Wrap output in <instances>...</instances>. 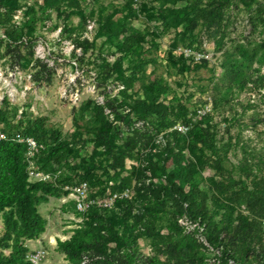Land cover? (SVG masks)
Segmentation results:
<instances>
[{
  "label": "rangeland",
  "instance_id": "1",
  "mask_svg": "<svg viewBox=\"0 0 264 264\" xmlns=\"http://www.w3.org/2000/svg\"><path fill=\"white\" fill-rule=\"evenodd\" d=\"M200 1L216 3L220 18L198 20L182 32V25H166L156 0H0V128L23 134L34 123L42 144L56 130L71 149L51 168L62 193L37 207L44 234L22 240L28 252L44 251L38 264H69L55 240L74 228L83 230L96 264L113 256L112 264H229L221 238L238 214L256 219L264 234V183L252 191L238 149L227 151L221 174L216 165L195 169L198 217L166 196L161 171L173 163L168 149L181 146L187 153L192 142L184 134L194 126L207 129L212 151H222L228 135L238 133L246 149L264 155L263 125L251 128L248 120L252 107L262 114L263 90L249 83L230 90L223 70L244 51L253 59L242 69L264 72V0ZM114 22L117 31L108 34ZM130 30L137 41L126 48ZM213 97H220L216 106ZM96 119L111 134H98ZM82 180L95 200L116 197L76 213L73 196L63 192ZM176 184L189 188L181 179Z\"/></svg>",
  "mask_w": 264,
  "mask_h": 264
},
{
  "label": "trees",
  "instance_id": "2",
  "mask_svg": "<svg viewBox=\"0 0 264 264\" xmlns=\"http://www.w3.org/2000/svg\"><path fill=\"white\" fill-rule=\"evenodd\" d=\"M156 1L162 3L161 7H159L160 13L162 8L165 9L166 15L163 18L166 16V25L168 27L171 25L175 27L182 25V32L193 29L198 20L203 19L210 24L217 21L221 16L220 7L214 2L202 3L200 0ZM41 2L45 5H52L57 0H41ZM118 26L119 24L114 22L110 28L106 27V30H110L108 34L116 32ZM134 33L131 30L126 33V37H124L126 48H132V44L137 41L134 38L136 36ZM241 54L242 60L239 63L237 61L230 63L223 69L229 81L227 88L242 91L249 83L253 89L263 90L260 95V102L264 105V72L260 73L259 68H256L252 69L253 75L246 73L241 65L250 66L253 55H247L244 51ZM219 100L220 97H213L211 104L216 106ZM151 108L150 110H153ZM243 110L242 108L240 112L243 113ZM233 111L236 112V109ZM259 112L252 107L248 120L251 128L262 124L263 131L261 134L264 135V110L262 114H259ZM97 114L94 115V118H96ZM237 116L240 115L238 114ZM95 121V131L98 134L101 132L111 134V130L105 123L99 119ZM38 131L39 126L34 123H28L26 131L21 135L29 136L41 143L36 138ZM207 135V129L200 126H194L188 132H185L184 136L192 142L188 152H184L181 146H174L168 149L169 159L173 162L172 164L179 167L180 171L176 172L172 167L170 168L171 163L166 166V171H161V174L166 179V196L173 198L180 208L182 203H185V210L189 212L192 219L201 214L196 200L198 190L195 185L196 181L193 178L195 169H203L204 167L215 168L216 165L219 170L218 174H221L219 163L226 157V153L230 148L238 149L242 153L240 169L243 177L248 179L252 191L263 189L264 155H255L253 147L246 149L238 133L234 136L228 135L225 148L222 151H212L208 148L209 140ZM42 145L43 148L35 156V162L41 170L52 171V165L65 161L71 152L70 145L66 141L61 140V134L56 130L49 132L48 141L45 145ZM197 145L199 147H196ZM191 149L193 150L191 151ZM203 149H207V153L201 155L200 151ZM194 150L198 152L194 154ZM24 153L25 146L13 140L11 134L8 135L7 139L0 141V249L9 248V252L6 255L0 253V264H28L24 259L27 248L23 245L22 240L36 239L44 231L46 223L45 219L39 214L37 207L40 203L46 202L48 196L59 197L62 193L52 183L29 181L27 179V161ZM39 157L40 160L38 161ZM168 157H166L167 162L169 160ZM177 179L185 181L186 186L189 187L187 191L177 186ZM63 193L66 194L67 191ZM253 206L254 203L250 205V207ZM75 212L78 213L76 210ZM85 212H89V209ZM225 232L227 233H224L221 239L223 248L225 250L228 249L232 255V261L230 260L229 264H264V234L261 232L256 219L238 214ZM83 235L84 232L80 228L72 229L71 234L66 239L55 240V250L61 252L63 258L69 264L99 263V261H95L96 259L91 258L89 245L84 240ZM94 252L96 253L95 256L99 255L98 251ZM82 256H85L86 259H81ZM115 261L116 258L113 256L111 259L101 261V263L112 264ZM188 264L206 263H203L201 259H192ZM211 264H227V262L217 259Z\"/></svg>",
  "mask_w": 264,
  "mask_h": 264
},
{
  "label": "built area",
  "instance_id": "3",
  "mask_svg": "<svg viewBox=\"0 0 264 264\" xmlns=\"http://www.w3.org/2000/svg\"><path fill=\"white\" fill-rule=\"evenodd\" d=\"M8 133H6L2 128H0V141L5 140L8 138ZM11 138L17 142L22 143L25 146V159L27 161V179L29 181H44L52 183L57 188H61L59 184L56 183L55 175L56 172L49 171L47 169L41 170L38 168L35 162L36 154L43 148L41 143H38L36 140L29 136H23L21 134L15 133L11 135ZM64 190L67 191L66 195L73 196V206L74 209L83 214L87 211L90 207H105L111 202V199L116 197L115 194H112L109 197L110 202L106 203L105 200H95V198L91 197L87 194V187L84 181H79L73 186L64 187ZM261 224L264 225V217L260 219ZM44 251L42 249H37L32 252H26L24 255V259L28 264H38L41 260Z\"/></svg>",
  "mask_w": 264,
  "mask_h": 264
},
{
  "label": "crops",
  "instance_id": "4",
  "mask_svg": "<svg viewBox=\"0 0 264 264\" xmlns=\"http://www.w3.org/2000/svg\"><path fill=\"white\" fill-rule=\"evenodd\" d=\"M43 232L39 235L40 237H38V239L37 238L36 239H28V240H26V242H31V241L39 240V238H41L42 234H44Z\"/></svg>",
  "mask_w": 264,
  "mask_h": 264
}]
</instances>
